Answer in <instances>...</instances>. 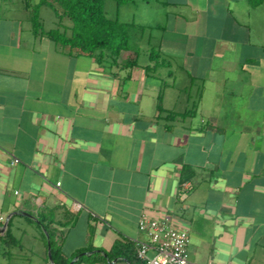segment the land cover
<instances>
[{
	"label": "crops",
	"instance_id": "crops-1",
	"mask_svg": "<svg viewBox=\"0 0 264 264\" xmlns=\"http://www.w3.org/2000/svg\"><path fill=\"white\" fill-rule=\"evenodd\" d=\"M143 2L141 19L105 11L145 27L146 59L125 66L0 0V226L44 264V227L60 258L130 264L113 247L145 239L142 216L185 229L197 264H264L261 23L247 0Z\"/></svg>",
	"mask_w": 264,
	"mask_h": 264
},
{
	"label": "trees",
	"instance_id": "trees-1",
	"mask_svg": "<svg viewBox=\"0 0 264 264\" xmlns=\"http://www.w3.org/2000/svg\"><path fill=\"white\" fill-rule=\"evenodd\" d=\"M120 1V0H117ZM252 6H258L263 0H247ZM106 0H39L31 3L26 0L27 8L31 12L32 28L34 32H41V22L37 12L40 6L46 5L53 10L57 19V27L44 33L56 44L67 48L70 52L86 55H97L98 59L107 57L115 64L123 63L125 66L134 65L140 52V41L145 27L139 23L123 22L110 18L105 13ZM68 21L69 24H64ZM187 167L183 172H187ZM48 235L50 256L54 264H76L70 261L72 257L80 259L82 252L78 251L69 258H60L58 245L52 240L50 231L44 227ZM18 245L17 240L10 232L9 226L0 233V252L6 257L0 264H14L11 262L12 249ZM125 254L130 264H139L132 242L125 245L116 243L114 252ZM107 258L112 259V254L107 253Z\"/></svg>",
	"mask_w": 264,
	"mask_h": 264
},
{
	"label": "built area",
	"instance_id": "built-area-1",
	"mask_svg": "<svg viewBox=\"0 0 264 264\" xmlns=\"http://www.w3.org/2000/svg\"><path fill=\"white\" fill-rule=\"evenodd\" d=\"M75 206L80 205L75 203ZM138 229L145 235V239L134 241L139 264H197L188 257L189 236L185 229L145 216L140 218Z\"/></svg>",
	"mask_w": 264,
	"mask_h": 264
},
{
	"label": "rangeland",
	"instance_id": "rangeland-1",
	"mask_svg": "<svg viewBox=\"0 0 264 264\" xmlns=\"http://www.w3.org/2000/svg\"><path fill=\"white\" fill-rule=\"evenodd\" d=\"M116 8L119 9L120 19H131V16H134L136 19H141V16L146 15V7H145L143 0H120V1L106 0L105 11H107V13L110 16L114 15ZM247 8H248V12L252 14V24L255 23V21L257 22V24L261 23L262 28L260 30L259 36L257 37L258 39L263 38V42H264V1L261 5H258V7L254 8V7L248 6ZM37 15L41 22V27L43 29L50 28V27H57V25L53 26L54 22L56 23V17H55V14L53 13V10L50 7L46 5L40 6L38 9ZM64 24H69V22L65 21ZM251 36H255L253 33V29H252ZM145 49H146L145 43L142 42L141 50L139 52L140 62L146 59ZM230 53H231L230 58L234 59L235 55H233V52H230ZM216 58H219V57H216ZM191 90H192V93H194L196 90V86L195 85L192 86ZM25 245L26 247L30 249H34V251L36 250L35 248L38 247V244L36 242H32V240L28 236L25 237ZM13 252L14 253L12 254L10 259H11V262L14 264H44L45 262V259H44L45 255L44 257L41 256L45 253L40 254L37 251L34 253H26V252L21 253L20 251H17L15 248H13ZM6 257L7 256H5L4 258V256L0 252V262H5ZM75 257H72L70 261L71 262L74 261V263L76 264H101V263H93V262L89 263L87 260H84L83 262H81L82 260L80 259H78L75 262L76 260ZM84 259H87V258L84 256Z\"/></svg>",
	"mask_w": 264,
	"mask_h": 264
},
{
	"label": "water",
	"instance_id": "water-1",
	"mask_svg": "<svg viewBox=\"0 0 264 264\" xmlns=\"http://www.w3.org/2000/svg\"><path fill=\"white\" fill-rule=\"evenodd\" d=\"M4 228H5V226H0V233L3 232ZM48 260H49V262H51L53 264V261H52L51 256H50V247H49V245H48Z\"/></svg>",
	"mask_w": 264,
	"mask_h": 264
}]
</instances>
